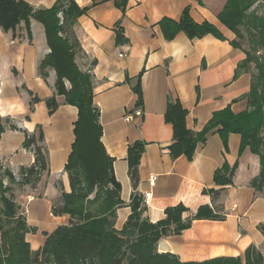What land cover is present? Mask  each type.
<instances>
[{"label": "crops", "instance_id": "obj_1", "mask_svg": "<svg viewBox=\"0 0 264 264\" xmlns=\"http://www.w3.org/2000/svg\"><path fill=\"white\" fill-rule=\"evenodd\" d=\"M57 1L25 0L35 10L50 9ZM74 1L87 9L73 27L81 48L76 63L93 75L101 141L114 161L115 178L121 185L123 206L117 210L116 229L121 231L131 216L133 198L141 201L143 217L152 224L163 221L166 210L179 205L188 209L185 217L209 207L223 219L195 220L181 235L163 237L157 252L173 255L181 263L243 257L251 246L264 255L260 230L264 195L250 186L260 172V163L249 150L241 154V137L231 134L225 150L215 132L191 161L184 156L173 159L169 151L174 138L173 127L165 121L169 100H178L187 110L186 125L194 133H200L215 112L231 106L238 114L247 107L243 97L250 91L251 75L234 78L246 56L231 46L236 37L218 19L226 1L128 0L125 12L116 6L118 0ZM186 8L195 23H210L225 40L212 35L189 39L180 33L166 41L160 21H179ZM258 9L264 14V5ZM118 30L126 43L117 45ZM31 33L29 42L0 28V117L9 120L0 140V161L14 174L30 168L35 155L24 147L26 136L42 127L47 172L18 197L21 213L32 229L26 241L37 252L47 234L69 223V216H54L53 207L62 193L71 192L65 167L75 142L78 109L64 105L58 97L60 107L49 114L47 101L55 95L56 74L49 70L46 80L39 75V65L50 50L42 24L31 20ZM141 74L143 105L137 107L133 88ZM29 91L39 98L38 103L32 104ZM138 109L143 116L126 123L125 115ZM135 143L144 145L136 187L127 161L128 149ZM225 163L230 167L238 164L234 184L214 202L205 192L217 189L215 173ZM146 193L152 194L149 206L144 201Z\"/></svg>", "mask_w": 264, "mask_h": 264}, {"label": "trees", "instance_id": "obj_2", "mask_svg": "<svg viewBox=\"0 0 264 264\" xmlns=\"http://www.w3.org/2000/svg\"><path fill=\"white\" fill-rule=\"evenodd\" d=\"M127 1L118 0L116 6L125 12ZM225 1L226 6L218 19L236 37L231 46L246 56L234 78L242 73L251 75L250 91L243 97L247 107L238 114L232 111L231 106L215 112L205 128L200 133H194L186 125L187 110L178 100H169L165 121L174 131L169 151L173 159L184 156L191 161L199 146L204 145L211 134L217 132L220 135L225 150L228 137L239 135L241 154L249 150L259 158L260 172L250 186L264 195V14L258 9L264 5V0ZM257 4L259 6L255 8ZM86 11L79 8L74 0H58L52 8L44 10L33 9L25 0H0V28L5 33L12 32L14 38L32 42L31 20L44 27L50 53L39 65L38 72L44 80L49 70L56 74L55 95L47 101L49 114H54L60 107L58 97L63 98L64 105L78 109L75 142L65 167L71 192L62 193L53 207L54 216H69L68 225L59 226L47 234L43 247L33 252L25 238L32 229L22 216L14 195L8 187H4L0 177V264H264V255L254 246L248 248L243 257L217 258L202 263H181L173 255L157 252V244L163 237L181 235L195 220L223 219L209 207H202L194 216L185 217L189 211L179 205L167 209L163 221L152 224L143 217L141 201L133 198L131 216L121 231L115 229L116 211L123 206L121 185L115 178L114 161L101 141L103 129L99 122V110L94 104L93 75L82 71L76 63V55L81 48L73 27ZM159 26L168 42L180 33L189 39L212 35L218 40H225L210 23H195L188 8L179 21L165 18ZM126 42L123 32L118 30L117 45ZM142 74L133 88L137 95V107L143 105ZM29 95L32 104L40 101L30 91ZM8 123L9 120L4 121L0 117V140L5 131L4 124ZM24 147L33 151L35 162L23 170L25 178L22 183L34 187L48 169L41 126L34 134L26 136ZM143 151L142 143H135L128 149L129 176L134 187L139 181L138 169ZM237 169L238 164L230 167L225 163L216 171L214 182L217 189L205 192L214 202L220 199L227 187L234 184ZM4 177L14 183L9 172L5 171ZM260 230L264 235V224Z\"/></svg>", "mask_w": 264, "mask_h": 264}, {"label": "rangeland", "instance_id": "obj_3", "mask_svg": "<svg viewBox=\"0 0 264 264\" xmlns=\"http://www.w3.org/2000/svg\"><path fill=\"white\" fill-rule=\"evenodd\" d=\"M5 171L6 172H9L13 176L14 183L9 182V179L7 177H4V172ZM0 177L3 178V185H4V187H8L9 188L10 192L14 195V200L19 205V199H18L19 195L21 193L27 191V188H29L28 186H30V185H25V184L22 183L23 179L25 178V174L23 173V171H21L20 173L14 174L9 169H7L2 164V162L0 161ZM8 195H9V193H8ZM116 216H117V211H116ZM116 220H117V217H116ZM6 228H7V225L5 226V229ZM115 229H116V221H115ZM0 241H1V235H0Z\"/></svg>", "mask_w": 264, "mask_h": 264}, {"label": "built area", "instance_id": "obj_4", "mask_svg": "<svg viewBox=\"0 0 264 264\" xmlns=\"http://www.w3.org/2000/svg\"><path fill=\"white\" fill-rule=\"evenodd\" d=\"M142 116H143V113H142L141 109H138V110H135V111L125 115L124 121L126 123H132L135 121L136 118H141ZM151 199H152L151 193H146L144 195V201H145L146 206L150 205Z\"/></svg>", "mask_w": 264, "mask_h": 264}]
</instances>
